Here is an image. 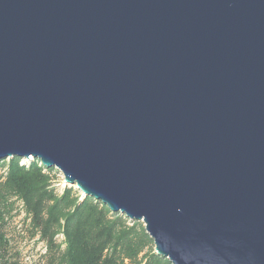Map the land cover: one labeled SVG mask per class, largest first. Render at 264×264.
I'll return each mask as SVG.
<instances>
[{
    "label": "water",
    "instance_id": "water-1",
    "mask_svg": "<svg viewBox=\"0 0 264 264\" xmlns=\"http://www.w3.org/2000/svg\"><path fill=\"white\" fill-rule=\"evenodd\" d=\"M12 157L169 264H264V0H0Z\"/></svg>",
    "mask_w": 264,
    "mask_h": 264
},
{
    "label": "trees",
    "instance_id": "trees-1",
    "mask_svg": "<svg viewBox=\"0 0 264 264\" xmlns=\"http://www.w3.org/2000/svg\"><path fill=\"white\" fill-rule=\"evenodd\" d=\"M20 162L17 157L0 162V264H21L8 234L18 213L24 215L29 237L44 246L43 264H169L154 254L140 223L82 197L73 187L65 186L58 196L52 187L56 171L37 160Z\"/></svg>",
    "mask_w": 264,
    "mask_h": 264
},
{
    "label": "rangeland",
    "instance_id": "rangeland-1",
    "mask_svg": "<svg viewBox=\"0 0 264 264\" xmlns=\"http://www.w3.org/2000/svg\"><path fill=\"white\" fill-rule=\"evenodd\" d=\"M3 170L0 169V172ZM67 186L63 182V177L57 172L56 175L52 177V187L55 188L57 195L62 193L63 188ZM74 188V187H73ZM22 213L14 214L12 221L9 225V236L12 239L11 245L13 250H18L20 252L19 259L21 264H43V260L40 259V255L44 253V246L42 243L35 239L29 237L24 229ZM142 226L143 224L139 222ZM25 234L24 236H22ZM61 237L56 238V242H60ZM152 250L154 251V246L152 245Z\"/></svg>",
    "mask_w": 264,
    "mask_h": 264
}]
</instances>
